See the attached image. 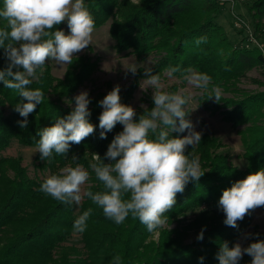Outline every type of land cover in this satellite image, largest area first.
<instances>
[{
	"label": "trees",
	"instance_id": "obj_1",
	"mask_svg": "<svg viewBox=\"0 0 264 264\" xmlns=\"http://www.w3.org/2000/svg\"><path fill=\"white\" fill-rule=\"evenodd\" d=\"M85 3L94 18L95 29L111 22L110 36L117 53L135 55L140 60L156 54L151 68L161 79L169 66H179L180 71L171 76L187 75L186 70L191 69L211 77L209 88L226 87L245 78L249 71L264 68L263 51L233 41L219 23L225 14L220 0H140L138 4L132 0H85ZM245 5L256 32L264 37V0H247ZM2 8L3 0H0ZM5 25L6 21L0 19V28ZM55 27L65 31V22ZM200 37H206V42L197 44ZM7 63L4 49L0 48V70L6 68ZM48 63L50 61L46 62L42 74L37 70L39 79L30 86L41 89L44 100L27 117L26 128L18 123L25 118L14 110L22 98L16 90L0 82V264H115V257L120 258V264H219L217 254L221 245L227 242L231 248L239 242L253 223L254 211L264 209L250 211L234 228L225 225V214L218 207L225 189L264 169V126L258 124V114L264 116V92L241 100L222 96L219 100L226 109L223 112L226 122L237 128L250 124L240 131L244 139L245 167L234 165L230 155L220 151L221 141L209 135H202L200 143L186 150L190 158L193 155L199 158L204 175L198 181H190L184 191L176 195V204L165 215L168 225L195 217L194 222L205 228L202 244H178L179 232L168 228L158 229L160 240L157 243L151 238L158 230L148 232L146 226L131 215L117 225L87 198L80 205L53 199L39 190L45 179H33L22 165V158L1 156L14 141L38 149V133L73 109L65 108L62 100L73 96L98 68V63L74 58L70 65L74 71L67 73L62 82L53 77ZM144 70L139 68L132 85L120 91L122 104L131 105L139 87L138 80L145 78ZM88 108L89 122L96 126L94 134L80 144L72 143L66 155L53 153L50 159L42 160L39 152L37 160L38 167L50 174L79 163L90 174L87 190L97 192L104 188L90 167L96 162L93 155L98 154L104 163H109L104 159L105 153L114 137L123 131V125L117 123L106 133V139H101L99 116L103 108L94 99ZM73 156L78 160L74 161ZM89 207L93 208V213L86 231L75 232L74 221ZM74 235L81 237V250L69 245ZM257 239L264 240V233L255 229L253 242ZM251 260L248 255L247 260L242 258L239 264H251Z\"/></svg>",
	"mask_w": 264,
	"mask_h": 264
},
{
	"label": "clouds",
	"instance_id": "obj_2",
	"mask_svg": "<svg viewBox=\"0 0 264 264\" xmlns=\"http://www.w3.org/2000/svg\"><path fill=\"white\" fill-rule=\"evenodd\" d=\"M0 19L6 21L0 28V48L4 49L8 61L7 67L0 70V82L16 90L22 98L14 110L25 118L18 123L26 128L27 117L44 100L41 89L30 87L39 79L37 70L42 74L50 60L58 65H71L75 54L91 44L95 21L85 0H3ZM64 22L69 29L67 34L55 27ZM206 39L200 37L196 43H205ZM129 70L135 74L137 67L133 65ZM165 71L171 76L180 71V67L169 66ZM186 71L190 73L187 77L190 83L201 89L208 88L211 77L207 73ZM144 75L145 87L141 88L153 89L154 107L145 108L138 119L135 108L120 102L119 85L99 102L103 108L99 116L101 139H106V133L117 123L123 125V131L114 137L105 153L104 159L109 163L94 154L96 162L90 165L104 190H83L90 174L79 163L49 175L39 190L68 205H80L87 198L117 225L131 215L151 233L169 228L165 213L176 204V195L182 193L190 181H198L204 171L198 157L190 158V154H186L188 146L195 147L202 137L193 122L186 118L190 96L163 91L161 75L154 73L151 67L145 68ZM212 97L218 102L221 92L215 90ZM74 101L75 106L67 116L57 118L52 126L38 133L42 160L50 159L53 153L66 155L72 143L80 144L94 134L96 126L88 119L91 115L88 92H80ZM185 131L186 135H171ZM72 159L78 160L75 156ZM218 207L225 214V225L234 228L250 211L264 207V169L225 189ZM92 213L91 207L84 211L74 221L73 230L85 232ZM197 238L203 239L202 232ZM244 254L252 257L251 264H264V240L257 239L247 247L237 242L231 248L224 242L217 258L219 264H239ZM114 259L115 264H120L119 257ZM200 260L202 262L203 257Z\"/></svg>",
	"mask_w": 264,
	"mask_h": 264
},
{
	"label": "rangeland",
	"instance_id": "obj_3",
	"mask_svg": "<svg viewBox=\"0 0 264 264\" xmlns=\"http://www.w3.org/2000/svg\"><path fill=\"white\" fill-rule=\"evenodd\" d=\"M132 1L138 4L140 0ZM246 1L247 0H220L225 6V14L219 20V23L224 26L233 41L242 43L243 46L245 45L249 49L255 47L262 48L261 50L264 53V37L260 32H256L253 19L245 5ZM110 23L111 22L100 29H94L91 44L81 52L75 54L74 58H84L98 63V68L73 96L62 100V105L65 108H74V97L82 91H87L90 101L94 99L100 106L99 102L116 85L120 86V91L126 90L135 81L139 68H148L155 64L156 54L149 55L146 59L140 60L135 55L126 56L117 53L114 47L115 42L110 36ZM65 31L67 33L69 32L67 22H65ZM239 32H241V34ZM48 64L50 65L53 77L58 81L65 82L67 73L74 71L70 68V65H58L54 60H50ZM133 65L137 67L135 74L129 70ZM189 75L190 73L174 77L165 73L164 77L161 79L163 85L162 90L169 93L181 92L190 96L187 105L189 115L186 118L193 122L195 130L201 132L202 135L205 134L218 138L223 144L220 151L229 154L231 162L234 165L245 167L247 163L243 159L244 139L240 131L245 130L250 124L237 128L226 122L223 114L226 109L223 108V103L217 102L215 97H210L214 95V91L217 89L221 92L222 97L234 100H241L254 94L263 93L264 68L258 67L249 71L245 78H242L239 82H235L232 85L229 83L226 87H208L207 89L198 88L193 83H190L187 78ZM143 79L145 78H140L138 80L139 87L135 90L130 105L136 110V119H138L139 115L144 113L145 108L150 110L154 107L152 99L153 89L148 88L147 91L143 90L141 88L145 87V81ZM56 97L57 96H53V98ZM142 105L144 107H142ZM208 107L209 109H207ZM262 111L264 112V108H262ZM258 117V124L264 126V116L258 114ZM186 134L187 131H185L184 135ZM38 153V149L25 147L17 141H14L1 156L4 158H22V165L28 169L30 176L33 179L42 180L46 179L51 174L38 167ZM88 186L89 180L83 186V190H87ZM83 201L84 199L81 203ZM195 219V217L189 216L182 220L181 223L169 225V230L176 229V231L179 232L177 239L178 244H202V240L197 237L201 232L202 234L204 233L205 228L197 225L194 222ZM255 229L264 233V209H256L254 211L253 223L239 240L242 247H247L253 242V232ZM151 240L157 243L159 242L160 230L153 234ZM69 245L81 250L83 248L81 237L79 235H74ZM247 257V254L243 255V259L247 260Z\"/></svg>",
	"mask_w": 264,
	"mask_h": 264
},
{
	"label": "built area",
	"instance_id": "obj_4",
	"mask_svg": "<svg viewBox=\"0 0 264 264\" xmlns=\"http://www.w3.org/2000/svg\"><path fill=\"white\" fill-rule=\"evenodd\" d=\"M262 49V48H261Z\"/></svg>",
	"mask_w": 264,
	"mask_h": 264
}]
</instances>
